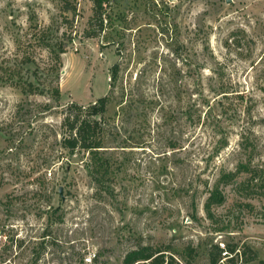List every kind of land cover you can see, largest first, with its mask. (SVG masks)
<instances>
[{
    "label": "rangeland",
    "instance_id": "1",
    "mask_svg": "<svg viewBox=\"0 0 264 264\" xmlns=\"http://www.w3.org/2000/svg\"><path fill=\"white\" fill-rule=\"evenodd\" d=\"M76 5L0 0V264H211L220 240L264 261V0H113L94 37ZM103 96L106 187L60 144L64 105Z\"/></svg>",
    "mask_w": 264,
    "mask_h": 264
},
{
    "label": "trees",
    "instance_id": "2",
    "mask_svg": "<svg viewBox=\"0 0 264 264\" xmlns=\"http://www.w3.org/2000/svg\"><path fill=\"white\" fill-rule=\"evenodd\" d=\"M63 3V10L72 12L73 17L77 15L76 0H61ZM94 3V13L91 18V23L95 21L98 24V29L90 28L87 35L90 37L98 36L103 33L109 26L108 21L112 20L113 0H92ZM107 21V22H106ZM94 26V24H93ZM61 52H65L64 49ZM117 65L113 66V78L117 75ZM25 93H43L39 87L33 82H29L23 87ZM52 97L55 101H60L62 92L59 86H55L52 91ZM110 97L103 96L93 103L84 106L77 102H70L64 105L62 110L61 122V139L60 144L62 148L67 151L69 157L83 154L85 159V168L91 179L100 187L109 186L110 182L116 179V168L113 163L112 156L108 155L106 149V126L108 119L106 117L108 103ZM47 109L52 108L51 104L45 105ZM177 144L173 142L172 147ZM232 177V175H228ZM218 186L210 192L205 208L207 214L213 217L211 211L213 204H221L224 200L221 193L218 192ZM231 250H235L237 244H229ZM213 248L215 252H211V264H218L220 259L219 246L215 245ZM218 250V251H217ZM245 255V263L250 261H257L258 264H264L263 260H257L258 256L248 258L247 252H242ZM150 260L151 264H178L174 255H166L164 250H153L148 247H140L131 250L125 257V263L134 264L138 260ZM190 264V263H189Z\"/></svg>",
    "mask_w": 264,
    "mask_h": 264
},
{
    "label": "built area",
    "instance_id": "3",
    "mask_svg": "<svg viewBox=\"0 0 264 264\" xmlns=\"http://www.w3.org/2000/svg\"><path fill=\"white\" fill-rule=\"evenodd\" d=\"M219 250H220V259L218 264H242L244 262V256L241 251V248L238 246L235 250H231L229 244L225 241H218ZM97 254L95 252L90 253L85 257V263L90 264L93 263L96 259ZM149 260H143L140 262H136L135 264H148Z\"/></svg>",
    "mask_w": 264,
    "mask_h": 264
}]
</instances>
